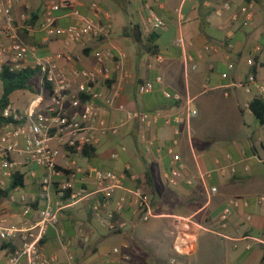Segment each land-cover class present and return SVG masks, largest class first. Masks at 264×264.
Listing matches in <instances>:
<instances>
[{
  "label": "crops",
  "instance_id": "1",
  "mask_svg": "<svg viewBox=\"0 0 264 264\" xmlns=\"http://www.w3.org/2000/svg\"><path fill=\"white\" fill-rule=\"evenodd\" d=\"M47 1L15 0L16 22H21L24 11L33 18V30L22 28L20 35L37 46L40 56L82 54L75 63L58 59L60 66H106L110 77H101L97 87L107 93L112 86L118 91L113 106L99 107L100 117L116 123L117 131H96L100 141L90 155L62 151L58 165L67 176L75 172L76 185L89 190L97 187L87 175L91 166L126 176L108 209L102 210L104 218L108 211L113 214L110 220L97 216L94 198L66 207L58 216L63 233L50 226L42 240L44 252L56 255L58 264H176L178 260L182 264H264V241L243 238L264 240V201H259L264 196V123L249 108L253 97L261 94L253 84L247 88L251 72L264 83V0H227L232 5L221 15L216 7L226 0H63L67 4L57 12L60 25L73 21V6L92 14L94 2L102 8V20L114 25L110 36L88 37L83 42L46 36L41 24ZM149 3L164 19V28L150 27ZM246 3L253 8L249 23H244V15L233 20L232 11ZM180 34L186 48L175 44ZM106 50L112 56L101 62L98 55ZM157 54L164 56L163 61L157 60ZM192 63L197 67L192 68ZM225 72L229 73L226 78L222 77ZM158 75L162 82L152 91H139L140 83ZM31 84L33 91L11 94V104L21 111L35 99L42 108L50 103L38 73ZM165 89L181 93L182 99L166 98ZM188 100L199 111L194 118L188 116ZM17 102L23 104L17 106ZM127 110L148 112L153 119L150 124L139 118L126 120ZM178 152L182 177L172 184L173 155ZM18 171L24 185L0 197L3 225H31L45 204L46 169L31 163ZM205 172H211L210 176L205 177ZM137 187L149 194L152 213L148 219L134 201L131 191ZM123 197L126 200L120 206ZM230 198L238 203L223 225L221 212ZM122 222L125 226L120 228ZM21 243L20 235L7 241L0 249V264H6Z\"/></svg>",
  "mask_w": 264,
  "mask_h": 264
},
{
  "label": "built area",
  "instance_id": "2",
  "mask_svg": "<svg viewBox=\"0 0 264 264\" xmlns=\"http://www.w3.org/2000/svg\"><path fill=\"white\" fill-rule=\"evenodd\" d=\"M67 3L63 0H48L44 9V21L41 29L48 37L61 36L69 41L83 42L91 37L99 39L112 34L114 25L110 20H102L101 6L92 3V14H86L77 6L70 9L73 21L69 25H60L57 22V12ZM231 1H223L216 7V12L221 15L224 9L230 8ZM15 0H0V74L8 69L11 72L21 71L27 68H37L41 83L48 89L50 103L42 108L40 100H33L23 110L9 103L0 110L4 119H11L8 122H0V187L7 186V179H12L13 174L20 168L27 167L33 163L43 166L46 175L42 179V196L45 199L44 207L40 209L37 221L31 225L0 223V249L4 244L20 235L22 243L11 254L6 264H58L56 255H48L42 248V240L50 226H54L59 234L63 231L58 225L59 212L69 206H73L85 199L94 198L93 209L103 221L113 217L111 212L103 217L102 210H107L110 199L115 190L123 185L125 172L116 173L112 170L91 166L87 169V175L96 183V190H89L84 186H77L75 183L76 173L66 175L62 167L58 165V158L62 151L72 152L83 151L85 147H94L100 141L99 133L106 134L109 131L116 132L118 125L107 122L100 117L99 107L101 104L113 106L117 101L118 91L112 86L110 92L99 89L97 84L101 77L109 78L110 71L106 66L98 65L92 68L72 65L70 68L60 66L58 59H65L67 62L75 63L81 59L82 54L58 52L55 55L40 56L37 46L26 41L19 33L20 29L33 30L30 12L24 11L21 14V22H16L13 10ZM252 4L246 3L231 13L233 20H238L244 15V23H249L253 17ZM147 21L154 30L165 27L164 19L158 14L152 4H147ZM175 44L186 48L185 37L180 34L175 38ZM100 61L108 60L112 56L110 50L99 55ZM122 58L126 53L121 51ZM158 61H163L164 56L157 54ZM191 59L190 56L187 58ZM250 64L253 60L249 59ZM122 67V63L117 64ZM196 68V63L191 64ZM233 68V64H229ZM229 76L228 72L222 77ZM162 82V76L146 80L139 84V91L147 93L154 89L156 83ZM247 88L250 84L257 87L264 98V83L260 82L254 72L249 73ZM164 96L169 99L180 101L182 95L179 92H172L165 89ZM83 95V97H82ZM120 108H123L120 105ZM188 116L194 118L199 111L192 106L191 100L187 101ZM139 118L140 121L150 124L153 116L145 111L127 110L126 120ZM155 118V116H154ZM98 131L99 133H97ZM53 141L57 146L53 145ZM116 155V154H114ZM17 157H21L19 160ZM174 165L171 170L170 182L178 183L182 177L183 162L181 154L173 155ZM129 168V166H128ZM234 170V169H233ZM211 172H205L204 176H210ZM192 182L191 179H188ZM213 191L217 187L212 188ZM134 201L138 207L145 212L144 218L148 219L152 213L149 194L142 188L137 187L132 191ZM126 200L123 197L120 206ZM264 201V196L259 198ZM238 201L235 198L228 199L221 212L222 224H226L234 206ZM29 211V207L26 208ZM111 228L116 224L109 222ZM120 223L119 227H124ZM244 239L251 238L252 241L263 242L260 237L243 236ZM252 241L247 243L251 247ZM115 251L118 248L114 249ZM72 257V256H70ZM175 259L172 260V263Z\"/></svg>",
  "mask_w": 264,
  "mask_h": 264
},
{
  "label": "trees",
  "instance_id": "3",
  "mask_svg": "<svg viewBox=\"0 0 264 264\" xmlns=\"http://www.w3.org/2000/svg\"><path fill=\"white\" fill-rule=\"evenodd\" d=\"M33 22V18L31 19ZM38 73L37 68H27L17 72H11L5 69L0 77L3 81V91L0 96V110L11 103V94L16 90H30L33 91L34 87L31 84V79ZM83 97V95H82ZM249 108L252 110L260 123H264V98L257 95L249 103ZM11 119H4L0 115V122H8ZM94 151V147H85L84 154L90 155ZM24 185V176L20 171H16L9 184L5 188L0 187V197H7L11 191ZM6 245L4 244L3 247Z\"/></svg>",
  "mask_w": 264,
  "mask_h": 264
},
{
  "label": "rangeland",
  "instance_id": "4",
  "mask_svg": "<svg viewBox=\"0 0 264 264\" xmlns=\"http://www.w3.org/2000/svg\"><path fill=\"white\" fill-rule=\"evenodd\" d=\"M2 91H3V81H2V79L0 77V96L2 94ZM20 92L22 93L21 90H18L16 93H20ZM23 93H29V92L25 91ZM12 99L16 102L14 95L12 96ZM20 104L22 105L23 103H20V102L16 103L17 106H20ZM198 257H201V254H198ZM181 262H182L181 260H178L176 264H182Z\"/></svg>",
  "mask_w": 264,
  "mask_h": 264
}]
</instances>
